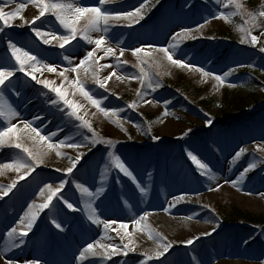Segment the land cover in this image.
I'll return each instance as SVG.
<instances>
[{
	"label": "rangeland",
	"instance_id": "rangeland-1",
	"mask_svg": "<svg viewBox=\"0 0 264 264\" xmlns=\"http://www.w3.org/2000/svg\"><path fill=\"white\" fill-rule=\"evenodd\" d=\"M21 2L27 4L21 12L24 19L12 21L11 27L0 32V61H5V64L0 65L18 68L10 49L8 54L2 53L11 40L17 47L37 56L43 64L55 66V72L42 67L41 71L33 73L36 80L54 82L51 87L61 88L65 99L80 106L77 114L91 123L98 138L113 141L115 147L106 143L92 146V132L81 127L82 121L69 115L71 109L51 87L45 88L31 75L16 71L5 82L4 95L13 107L14 100L22 99L33 90L36 96H40L44 109L43 113L33 111L30 101L25 108H16L19 115L11 120L12 124L20 127L21 121L31 122L32 127L40 129L41 134L48 136L49 142L53 144L65 141V144L84 145L79 149L62 146L58 149L62 155L57 156V149H49L47 143L34 142L24 135L26 146L37 152H46L47 155L44 156V164L19 180L16 187L0 199V253L6 260L20 264L33 259L40 264H83L86 259L87 264H113L116 261L142 264L145 260L142 253H151L157 247V240L149 238L151 231L153 237L159 233L173 246L164 256L147 261V264H264V53L259 51L260 47H264V36L260 35L264 31V17L258 16L259 11L264 10V0H240L245 13L257 14L256 22L260 27L252 29L253 34L259 37L256 46L240 43L242 33L237 30V26L249 19L246 14L236 15L230 22L212 18L220 12L234 10L222 6L226 0H221V4L216 0H148L141 10L143 19L134 15L110 21L107 33L91 34L94 39L103 35L106 41L101 49L96 50L93 60L104 57L99 59V63L112 65V68L103 69L100 77L115 71L117 76L125 78L117 80L115 76L112 77L107 82V90L99 88L91 72L86 73L83 68L78 73L64 72L79 64L80 59L96 46L80 40L79 35L64 48H60L54 39L51 44H44L32 31L33 27L57 36L67 34L66 30L51 13H46L32 24L33 18L39 15V9L27 0H14L10 5L0 6H4L5 11H12ZM144 2L109 0L104 7L114 14L135 13V9ZM195 2H199L197 7ZM178 5H181L179 9ZM80 6L91 7L95 3L94 0H83ZM159 6L162 7L161 17L155 16ZM152 16L159 20L156 27L153 21L145 24ZM85 23L82 19L77 27L82 28ZM201 24L204 27L191 34L195 39L181 35L177 37L179 47L169 50L174 58L183 59L217 75L223 76L229 69H235L226 77L223 85L211 77L171 65L156 51L177 42L172 38L181 29H197ZM20 30L23 33L19 34ZM218 31L225 33L224 41H216L210 35ZM149 45L152 47L148 48ZM105 47L114 48L116 55L105 56ZM121 48L125 50L122 57L119 56ZM136 48H143L152 55L145 56L141 52L139 57L133 56L132 50ZM65 56L70 57L71 63L64 59ZM141 59L147 63L141 65ZM153 61H158L161 66L156 67ZM149 65L152 67L149 68ZM140 67L152 74L153 86L156 81L161 86L153 91L147 86V81L141 86L139 80L128 79L139 76ZM60 72H64V76ZM239 72L247 73L245 77H239ZM77 77L85 89L101 101L102 107L121 110L117 116L105 117L83 97L70 83ZM254 78H258L262 84H254ZM13 82L18 85L7 90ZM173 83L178 86L172 89ZM179 86L190 87L191 90L199 91L196 93L200 95L183 96ZM138 92L142 98L137 95ZM53 100L57 103L53 104ZM133 102L136 106L130 108L129 104ZM230 111L232 114L239 113V117L224 120V114H231ZM165 112L168 114L164 115ZM208 120H211L210 125L206 123ZM114 121H118L122 127ZM254 124H257L255 128ZM6 126L0 118V128ZM51 133L56 135L52 136ZM153 136L159 139L153 140ZM241 148L245 152L237 158L236 153ZM110 151L119 155L129 166L136 178L135 182L110 164ZM189 151L209 165L216 176L215 181L199 174L196 165L188 158ZM19 152V149L8 144L0 146V163L11 162ZM81 152L84 155L71 175L56 171L57 168L69 167L68 157L75 158ZM250 163H255L256 167L241 176ZM16 176L17 173L6 170L0 175V185H8ZM61 178L68 181L62 194L73 198V205L79 210L67 209L62 202L58 208L45 209L39 213L32 230L24 237L25 243L19 248L5 251L7 231L12 227H23L18 223L19 217L27 211L29 204L33 201L43 202L39 189L45 183L56 187ZM237 180L239 183L233 186L231 182ZM76 183L83 184L93 192L101 187L104 189L98 197L92 198L93 207L99 220L117 221L112 228L105 231L102 223L94 224L88 219L84 204L89 198L82 196L75 187ZM137 184L146 190V194L141 193ZM210 188L218 190L210 191ZM175 197L183 199L170 207ZM145 213L149 214L145 221L140 225L133 223ZM151 213L159 215L152 216ZM241 214L250 217L253 222L255 219L260 222H244ZM53 218L61 222L63 231L52 224ZM86 221L95 226L90 227L92 232L83 227L82 222ZM120 223L127 224L131 234L123 242L121 235L124 230L119 228ZM117 232L121 235H117ZM205 232L212 234L202 235ZM196 236L200 239L195 240L194 244L182 243ZM129 238L133 241L135 251L129 252L127 256L114 255L110 262L91 254L79 258L88 243L99 241L123 247Z\"/></svg>",
	"mask_w": 264,
	"mask_h": 264
},
{
	"label": "snow or ice",
	"instance_id": "snow-or-ice-1",
	"mask_svg": "<svg viewBox=\"0 0 264 264\" xmlns=\"http://www.w3.org/2000/svg\"><path fill=\"white\" fill-rule=\"evenodd\" d=\"M28 3L33 4L35 7L39 9V15L35 16L33 20L31 21L32 24L35 23V21L40 20L41 17H44L46 13H51L55 16L56 21L59 22V24L66 30L67 34L65 35H53L52 33H45L42 32L39 28L33 27L32 31L35 33L37 38H40L44 44H51L53 39L57 41L60 48H64L65 45L70 43L71 40H76L77 36L79 35L80 40L86 41L87 44H94L96 47L93 50H90L86 53V55L80 59L79 64H77L74 67L67 68L64 70V72H72V73H78V71L83 68V70L87 72H91V76L94 80V83L99 86L101 89L107 90V82L112 79V77H116L117 80H123L124 77L117 76L115 71L109 72L106 76L103 78L100 77V72L105 68H112V65L110 64H100L99 59H103L104 57H100L97 60H93V57L95 56V52L97 49H101L103 45H105V37L101 35L99 38H93L92 33L93 32H103L107 33L109 30V22L110 21H119L121 19H126L128 17L132 16H138L139 19H143V15L141 14V10L145 7V5L148 3V0H145L143 4L140 5L139 8L135 9V13L132 12H124V13H115L108 8L104 7L106 4L109 3V0H94L95 6L91 7H85L80 6L83 2V0H27ZM159 2V0H157ZM218 4H221V0H216ZM14 3V0H0V5H10ZM224 8H231L234 9L233 11L220 12L219 15H215L212 18L213 19H223L226 22H230L231 18L236 15H247L249 19L245 20L242 25L237 26V30L242 33L240 43H249L252 46H256L259 42V37L255 34H253L252 29L258 28L260 25L256 22L257 21V14L256 13H245L244 6L240 2V0H226L225 3L222 5ZM27 7V4L24 2L18 3L15 7V10L12 11H5L4 6H0V32H3L6 27L12 26V21L20 19L23 20V16L21 15L22 10H24ZM259 17H264V10L259 11L258 13ZM86 21L84 26L82 28H78L77 25L81 20ZM208 21H205L207 23ZM25 23H29L28 21H25ZM247 25V26H246ZM204 25H198L197 29L192 28H184L181 29L180 33H176L173 36V41H177V37H180L181 35L184 36V38H193L195 39V36H192L191 34L195 31H198L200 28H203ZM261 36H264V31H261ZM51 37V38H49ZM152 46L149 45L148 48H151ZM179 47V42L171 43L169 44V47H163L156 49L158 53L162 54V57L166 59L168 62H170L171 65L179 67V68H185L190 71H195L200 73L203 77H211L215 79L220 85H223L226 81V77L231 75L232 72L235 71V69H229L228 72H225L223 76L217 75L211 71H206L203 67H199L197 65H194L192 63L186 62L183 59L180 58H174L173 53L169 50L176 49ZM8 48L12 52V57L16 61V65H18V68H9L4 65H0V118L3 119V121L7 124L6 127L0 128V146H3L5 144H8L11 147H14L16 149H19L20 152L17 154V156L11 160L9 163H0V175H3L4 172L7 171H13L17 173V176L15 179L11 181L8 185H0V199L3 198V196H7L9 192L12 191L13 188L16 187L19 180H23L26 176L31 175L33 172L36 171L37 168H39L42 164H44V156L47 155L46 152H37L32 149H30L28 146H26L23 142L24 135H28L30 139H32L34 142H41V143H47V147L49 149H57L56 155L61 156L62 153L58 150L62 146H67L69 148L73 149H79L81 148L82 144L78 143H68L65 144V141H60L59 144H53L49 142V137L42 135L40 129L36 127H32L31 122L27 121H21L20 123L23 125V127H18L16 124H12L11 120L17 117L19 114L16 111V109L8 103V101L5 98L3 89L6 87V81H9L12 76L15 75L16 71L24 73L26 76L31 75L32 79L36 80V76L33 74L35 72L41 71V68H46L49 72H55L56 68L55 66L51 64H43L40 59H38L37 56L32 55L30 51H25L23 48L17 47L15 43H12L11 40H9ZM105 56H112L116 55V50L112 47H105L104 49ZM124 49L121 48L119 50V56L124 55ZM259 51L264 53V47H260ZM144 52L145 56H151L152 53L146 51L143 48H136L132 50V55L139 57L140 53ZM65 60H69L71 63L70 57L65 56ZM121 63H127V61H121ZM147 61L141 59L140 64H146ZM156 67H160V63L158 61H153ZM152 65H149V68H151ZM28 69H31L29 71ZM140 75L139 76H132L128 77V79H136L141 82V86L144 85V82L147 81V86L149 88H152L153 91H155L156 87H160L158 81L155 82V86H153V77L152 74L149 71H146L145 68L140 67ZM64 72H60L61 76H64ZM159 74V73H157ZM65 80H68V77H65ZM37 83H41L44 85L45 88L51 87V85L54 83L52 81H45V80H36ZM70 83L73 87H75L80 94L85 97L90 103L95 106L99 112L103 113L105 117L109 116H117L118 112L121 111L119 109H107L101 106V101L98 99H95L92 94L88 90L85 89L84 84L79 80L77 77L74 80H71ZM234 86V85H230ZM51 90L56 93L58 97H60L64 104L67 105L71 112L69 115L75 116V118L79 121H82L81 127L87 128L90 132H92V138L90 140V144L92 146H95L98 143H106L112 147H115V144L111 140H102L98 138L97 134L92 129L91 123H89L87 120H84V118L77 114V109L80 107L79 105L75 104L74 102L65 99V93L61 88L58 87H51ZM138 96H141L142 94L140 92L137 93ZM53 104H56L57 101L53 100ZM145 103H151L150 101H145ZM169 103V102H166ZM135 102L129 104V107H135ZM168 113L165 112L164 115H167ZM118 123V121H114ZM207 124H211V120H208L206 122ZM118 126L122 127V125ZM52 136H55L56 133H51ZM184 135H187L185 133ZM153 140H158L159 137H152ZM71 139V138H69ZM85 139H89L88 137H85ZM91 148H89V151ZM264 150V149H262ZM245 152L244 148H241L237 153L236 157L239 158L243 153ZM84 153H78L75 158L68 157L70 161V166L64 169L57 168V172L63 171L67 175H71L73 173V170L76 168V166L80 163L81 158L83 157ZM188 158L196 165V169L199 171V174L201 176H207V178L210 181H215L216 176L212 172V169L209 167L207 163L202 162L200 159H198L197 155L193 154V152L189 151L187 153ZM108 158L110 161V164L114 166L116 169H118L120 172H122L125 176L130 177L135 182V177L133 176L132 171H130L129 166L121 159L119 155H116L114 152H108ZM256 167L255 163H250L248 168L244 170V173L241 174L243 176L248 171L254 169ZM107 168V165H106ZM103 175V174H102ZM68 183L67 180H64L61 178L60 183L58 186L54 187L53 184L45 183L43 187L39 189V196L42 198V203H36L33 201L31 204L27 206V211L24 212L22 216L19 217L18 223L22 225L23 227L17 228L12 227L10 228L6 233V247L5 251L11 249V248H19L24 243V237H27L28 233L32 230L33 225L35 224L38 215L40 212L44 211L45 209L51 208H58L61 206V202L63 206H66L67 209H70L72 211H78L79 209L75 208L73 203H70L68 198L65 197L62 194V190L65 188V185ZM227 183V181H226ZM233 186H235L239 181H232L231 182ZM76 189H78L82 196H87L89 199L84 204V211L87 213L88 219L92 221L94 224L102 223L104 225L105 231L112 228V225L116 224L117 221L115 220H105L101 221L96 215V208L93 207V200L92 198L98 197L104 189L101 187L97 189L95 192L90 191L88 187H85L81 183L75 184ZM137 187L140 189L141 193L146 194V190L141 187L139 184H137ZM210 191H216L218 188H210ZM56 199V203L53 204V199ZM183 197H175L173 204L170 205V207L175 206V203H178L180 200H182ZM168 209H165L167 211ZM149 214L145 213L144 216L140 217L138 220H133L134 224L140 225L142 221H145L147 219V216ZM186 219L191 220L192 217H186ZM52 224L55 225L57 229H60L63 231V228L61 226V222H58L56 218L52 219ZM119 228L123 229V235H121L119 232H117V235H121V241L123 242L125 237H130L131 234L128 232V225L124 223L119 224ZM115 231V229H113ZM212 231H215V228L212 229ZM211 232H205L202 235H211ZM149 238L150 239H156L157 240V247L154 249L151 253L150 252H144L142 255L145 257V260L142 262V264H147V261L153 260V259H159L160 257L164 256L165 253L169 251L170 248H172L173 244L171 242L167 241V238L160 235L159 233L156 234L155 237H153L152 232H149ZM103 239V238H102ZM200 239L199 236H196L192 239H188L186 241H183L182 243L186 245H192L194 244L195 240ZM100 249L99 252L96 251V249ZM135 251V246L133 244L132 239H128L127 243H123V247H120L119 245L115 244H102L99 241H96L94 243H88L86 247L80 252L79 258H84L86 255L91 254L92 256H101L106 259H111L114 255H124L127 256L129 252ZM195 260V257H193ZM6 264H15L14 261L8 260L6 261ZM26 264H40L38 260H31L27 261Z\"/></svg>",
	"mask_w": 264,
	"mask_h": 264
},
{
	"label": "bare ground",
	"instance_id": "bare-ground-1",
	"mask_svg": "<svg viewBox=\"0 0 264 264\" xmlns=\"http://www.w3.org/2000/svg\"><path fill=\"white\" fill-rule=\"evenodd\" d=\"M19 34L20 33H23V31H19L18 32ZM3 54H8L9 53V48H4L3 49V52H2ZM0 63L1 64H5V61H0ZM16 85H18L17 84V82H13L12 83V85H10V86H8V88H7V90L9 89H11L12 87H15ZM30 101H32V110L34 111L35 110V112H44V109H43V106L41 105V99H40V96H36V94L34 93V91L33 90H31L29 93H27L22 99H20V100H18V101H16V100H14L13 102H14V108L16 109V108H18V107H20V106H22V108H25L26 106H27V104L30 102ZM16 118V117H15ZM18 121V120H17ZM23 125L21 124L20 125V127H22ZM142 170V169H141ZM67 198H68V200H69V202L70 203H73V198H71L70 196H67ZM157 213H151V215L152 216H154V215H156ZM157 215H159V214H157ZM91 222V221H90ZM82 224H83V227L87 230V231H91L92 232V230H90V227H92L93 228V224L92 223H89V222H82ZM95 227V226H94ZM100 243H102L103 244V242H100ZM88 259H86V260H84L83 261V264H87L88 263V261H87ZM6 258L0 253V264H6ZM110 261H113L112 259H108L107 260V262H110ZM106 262V263H107ZM126 263V262H125ZM125 263H123L122 261H116V262H114L113 264H125ZM15 264H20V263H15ZM108 264V263H107ZM127 264V263H126Z\"/></svg>",
	"mask_w": 264,
	"mask_h": 264
},
{
	"label": "trees",
	"instance_id": "trees-1",
	"mask_svg": "<svg viewBox=\"0 0 264 264\" xmlns=\"http://www.w3.org/2000/svg\"><path fill=\"white\" fill-rule=\"evenodd\" d=\"M211 33V32H210ZM210 35H213L212 37L216 40V41H224V39H226V37H225V33L223 32V31H218V32H214V33H212V34H210ZM262 59H263V62H264V56H262ZM246 73L247 72H239L238 74H239V77H245V75H246ZM253 83L254 84H257L258 86H259V84H262L259 80H258V78H254L253 79ZM173 86H171V88L173 89V87H177L178 85L176 84V83H173L172 84ZM179 88V90H181L180 92H181V94L183 95H187V96H193V95H200L199 93H196V92H199V91H194V90H191L190 89V87L188 88L187 86H179L178 87ZM248 89H251V88H248ZM184 92V93H183ZM183 95V96H184ZM231 112V111H230ZM238 114L239 113H236V112H233V114H232V112H231V114H224V120H231V119H233V118H235L236 116H238ZM239 117V116H238ZM241 217H242V220L244 221V222H247V223H259L260 221H257L256 219H255V221L253 222L252 220L253 219H250V217H248V216H246V215H243V214H241L240 215Z\"/></svg>",
	"mask_w": 264,
	"mask_h": 264
}]
</instances>
